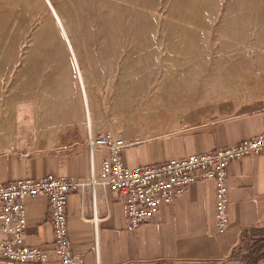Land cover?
I'll use <instances>...</instances> for the list:
<instances>
[{"label":"rangeland","instance_id":"1","mask_svg":"<svg viewBox=\"0 0 264 264\" xmlns=\"http://www.w3.org/2000/svg\"><path fill=\"white\" fill-rule=\"evenodd\" d=\"M75 56L93 127L190 129L225 101L264 106V0H0V141L68 137L81 102L87 129Z\"/></svg>","mask_w":264,"mask_h":264},{"label":"crops","instance_id":"2","mask_svg":"<svg viewBox=\"0 0 264 264\" xmlns=\"http://www.w3.org/2000/svg\"><path fill=\"white\" fill-rule=\"evenodd\" d=\"M77 109L78 113L66 114L58 121L69 128L68 137L54 133L43 141L40 133L20 132L6 142L0 141V184L49 174L89 178L91 161L82 102ZM263 133L264 106L225 101L213 116L193 128L129 142L122 149V157L130 168L155 165ZM107 156L104 148L95 151L96 175L101 174ZM227 185L230 227L224 233L217 230L213 180L193 182L184 195L162 204L136 230L127 229L125 202L109 186L99 188L97 237L91 220L90 191L72 193L67 208L72 249L82 256L84 264H95L97 256L102 264H264V152L230 162ZM24 204L28 218L26 244L57 259L48 196L27 197ZM0 264L13 263L0 258Z\"/></svg>","mask_w":264,"mask_h":264},{"label":"built area","instance_id":"3","mask_svg":"<svg viewBox=\"0 0 264 264\" xmlns=\"http://www.w3.org/2000/svg\"><path fill=\"white\" fill-rule=\"evenodd\" d=\"M87 144L91 161V175L87 179L49 174L0 184V258L13 264H84L82 256L71 246L67 216L69 196L90 191L91 220L97 237L100 218L96 196L99 188L107 186L126 204L127 229L136 230L150 220L162 204L184 195L193 182L213 180L217 230L224 233L230 227L228 165L247 155L264 152V133L213 151L135 168L128 167L123 160L122 149L128 144L125 139L87 123ZM98 148L108 152L100 175L94 172V155ZM37 195L49 198L57 259L26 244L28 218L24 200ZM95 264H102L98 256Z\"/></svg>","mask_w":264,"mask_h":264},{"label":"bare ground","instance_id":"4","mask_svg":"<svg viewBox=\"0 0 264 264\" xmlns=\"http://www.w3.org/2000/svg\"><path fill=\"white\" fill-rule=\"evenodd\" d=\"M48 4L50 5V8H51V10L54 12V14H55V16H56V18H57V20H58V24H59V26H60V29H61V31H62V33H63V35H64V37L65 38H68L67 37V31L65 30V27H64V25L61 23V21L59 20V17L57 16V14L55 13V11H54V9H53V7H52V5L48 2ZM67 42H68V40H67ZM75 59H76V61H75V63L77 62V58H76V56H75ZM76 67H77V63H76ZM77 76H78V80H79V82H80V85H81V88H82V93H83V98H84V103H85V108H86V120H87V123L89 124H92L93 122H92V119H91V117H90V110L88 109V107H89V101H88V95H87V91H86V85H85V81H84V78H83V74H82V72H80V69H79V67H78V69H77Z\"/></svg>","mask_w":264,"mask_h":264},{"label":"water","instance_id":"5","mask_svg":"<svg viewBox=\"0 0 264 264\" xmlns=\"http://www.w3.org/2000/svg\"><path fill=\"white\" fill-rule=\"evenodd\" d=\"M227 264H241L240 262H238V261H230L229 263H227Z\"/></svg>","mask_w":264,"mask_h":264}]
</instances>
